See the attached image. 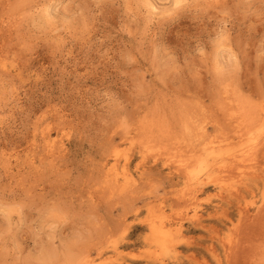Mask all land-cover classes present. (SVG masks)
I'll return each mask as SVG.
<instances>
[{
	"label": "rangeland",
	"instance_id": "obj_1",
	"mask_svg": "<svg viewBox=\"0 0 264 264\" xmlns=\"http://www.w3.org/2000/svg\"><path fill=\"white\" fill-rule=\"evenodd\" d=\"M263 201L264 0H0V264H264Z\"/></svg>",
	"mask_w": 264,
	"mask_h": 264
},
{
	"label": "bare ground",
	"instance_id": "obj_2",
	"mask_svg": "<svg viewBox=\"0 0 264 264\" xmlns=\"http://www.w3.org/2000/svg\"><path fill=\"white\" fill-rule=\"evenodd\" d=\"M176 3V2H175ZM177 5H178V1H177ZM151 7H153V6H151ZM156 9L157 8H155V11H156ZM158 11V10H157ZM263 136V135H262ZM46 139H49V138H46ZM206 139V138H205ZM209 139V138H208ZM51 142V141H50ZM210 143V142H209ZM205 144V143H204ZM213 144V143H212ZM257 144V143H256ZM202 145V144H201ZM200 145V146H201ZM253 146V145H252ZM255 146V145H254ZM205 147V146H204ZM207 147H208V145H207ZM223 147V146H222ZM250 147V146H249ZM201 148V147H200ZM206 148V147H205ZM205 148H203L204 150H205ZM251 149V148H250ZM255 149V148H254ZM54 150V149H53ZM199 151L201 152L202 150L201 149H199ZM198 151V153H200ZM212 151V150H211ZM207 152H208V149H207ZM210 152V151H209ZM245 152V151H244ZM198 153L196 154V156L198 155ZM201 153H203V151L201 152ZM223 153H224V151H223ZM223 153L222 152H220V153H213V154H209L208 153V156L209 157H205V158H203V156H202V158H203V160L201 159V161H204V165L209 169V168H212L213 166H215L216 164H217V162L218 163H221V161L219 162V160H223ZM226 153V152H225ZM248 153V152H247ZM53 154V153H52ZM147 154V153H146ZM229 155V154H228ZM205 156V155H204ZM195 158V157H194ZM199 158H201V157H199ZM233 158V157H232ZM241 159V158H240ZM247 160V159H246ZM254 161V160H253ZM244 162V161H243ZM183 163V162H182ZM241 163V162H240ZM245 163V162H244ZM218 165V164H217ZM223 165V164H222ZM218 167V166H217ZM221 168V167H220ZM222 169V168H221ZM224 169V168H223ZM227 169V168H226ZM105 173V172H104ZM239 173V172H238ZM106 174V173H105ZM257 174V173H256ZM124 175V174H123ZM229 178V177H228ZM212 181V180H211ZM237 190V189H236ZM264 202V201H263ZM262 206V205H261ZM262 208V207H261ZM259 212V211H258ZM258 216V215H257ZM177 225V224H176ZM163 230H158L157 231V234L156 235H158V236H162L164 233L162 232ZM166 236L165 235H163L161 238H165Z\"/></svg>",
	"mask_w": 264,
	"mask_h": 264
}]
</instances>
